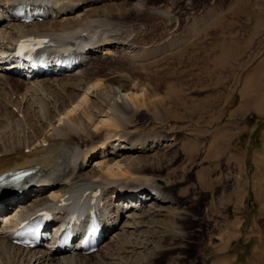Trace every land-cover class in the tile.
I'll return each instance as SVG.
<instances>
[{
    "label": "rangeland",
    "instance_id": "1",
    "mask_svg": "<svg viewBox=\"0 0 264 264\" xmlns=\"http://www.w3.org/2000/svg\"><path fill=\"white\" fill-rule=\"evenodd\" d=\"M246 1L256 13L236 9ZM80 4L77 12L69 14L81 15L94 8L95 20L88 27L96 29V37L129 36L137 49H149L142 60L136 52H132L134 56L116 52L105 57H99L101 52L90 53V59L94 55L99 59L92 60L95 65L86 73L96 69L95 74L109 84L103 107L109 106L111 97L126 96L122 89L127 81L140 86L139 93H144L149 105L132 111L126 117L130 123L121 131L155 141L146 151H126L127 155L118 158L130 154L150 158L149 176L162 178L175 198L165 211L164 224L149 228L150 240L157 245L155 253H135L132 260L146 264H264V104L254 106V96L246 101L242 96L243 86L255 71L264 82V1L101 0ZM233 41L238 48L231 61L228 51ZM120 44H112L115 51L130 49ZM87 64H77L67 72L86 71ZM65 72L37 78L19 75L16 78L22 81L8 83L1 91L0 130L5 129L8 140L27 139L41 118L47 119L48 108L65 96L64 86L53 83ZM43 77L49 82L36 84ZM90 97L95 100L92 94ZM112 144L122 143L113 138ZM93 154L85 172H91L104 153ZM24 184L27 182L19 187ZM124 213L120 225L110 229L104 239L128 221ZM119 261L120 256L115 263Z\"/></svg>",
    "mask_w": 264,
    "mask_h": 264
},
{
    "label": "bare ground",
    "instance_id": "2",
    "mask_svg": "<svg viewBox=\"0 0 264 264\" xmlns=\"http://www.w3.org/2000/svg\"><path fill=\"white\" fill-rule=\"evenodd\" d=\"M25 1H28L32 9L44 10L47 17L30 22L16 17L12 8ZM80 1L86 2L87 5V3L94 4L101 0H0V17L2 18L0 31L3 33L2 37L0 35V48L2 50L10 52L17 39L26 33H41L50 35L56 42L70 44L75 57L78 58L77 62L88 61L86 71L78 70L74 73L67 72V74L65 72V76L53 80L55 85H59L58 87L64 86L65 96L61 95L59 100L56 98L58 101L51 107H47L48 121L41 118V123L30 136H26L27 139L22 138L21 141L19 139L21 137H17L19 140L16 142L12 139L8 140L5 129L0 130V173L25 166L32 168V173L21 183L0 189L1 198L13 202L11 209L4 212L5 222H0V264H116L118 256H120L118 264H146L147 261L138 263L130 256L145 251L149 255V250L152 255L155 253L153 250L157 248V245L150 240L149 228L152 225H161L166 215L165 211H168L175 203L174 196L169 193L168 184L162 183L163 179L160 177L149 176L150 158L140 155L132 156V154L126 156L125 153L126 151H146L155 141H149L148 137L140 134L130 135L121 131L130 123L127 122L126 117L132 111L149 105V100L143 97L144 93H139L140 86L137 87L133 80L132 83L127 81L126 85L122 86L126 96L111 97L109 106L103 107L102 99H108L105 91L109 84L105 83V79L100 75L95 74L96 69L92 74L90 72L86 74L87 69L95 65L92 61L94 58L99 59L116 52L123 55L136 52L142 56H137L138 59L142 60L148 57L146 56L148 53H144L149 52V49L145 51L144 48L145 52L143 49H137L133 41L127 39L129 36L96 37V29L85 34L84 31L88 29L89 23L95 20L92 17L94 8H90L81 15L69 14L81 6ZM246 2L238 4L236 9L239 11L246 9L249 14L256 13L257 11L250 8V5H246L248 4ZM257 14L259 16V12ZM94 34L95 37H93ZM114 42H120V45L124 44L130 49L125 47L127 49L125 51H115L112 45ZM237 48V42L233 41L228 51L231 61L236 57ZM93 52H101V55H94L93 59H90V53ZM0 68L3 69L0 70L1 108L3 106L1 91H4L8 83L17 84L20 79V77L17 79V76L21 74L10 72L4 65ZM58 71L50 68L36 73L38 76L35 78ZM254 74L243 86L242 96L245 101L248 96H254L253 105L261 106L264 104L262 93L264 82L261 74ZM123 77L126 78V75ZM46 79L44 77L36 79L38 80L36 84L43 86L49 82ZM73 90L80 92L75 94ZM91 94L95 100L91 99ZM27 103L29 107L33 105L30 101ZM56 121H60L61 124L56 125ZM113 138L121 141L122 144L110 145ZM98 150L104 154L97 158L91 172H85L88 158L93 153L96 154ZM123 153L126 154L125 157L118 158ZM109 154L113 155L109 156ZM107 155L109 157H106ZM23 182H27V185L19 187ZM47 191H50V194ZM41 192L49 195H42ZM25 198H29L27 201L30 203H26ZM89 198H92L93 204L101 212L104 235L110 229L120 225L124 212V215L128 216V221L123 224L121 230L111 231L114 234L108 235L106 239L103 238L96 250L84 253L80 249L58 246L55 239L35 247H25L15 242V226L21 217L30 216L43 207H50L57 216L69 209L83 215ZM147 198L150 200L145 203ZM47 227L50 225L48 224ZM148 229L149 232L146 231Z\"/></svg>",
    "mask_w": 264,
    "mask_h": 264
},
{
    "label": "water",
    "instance_id": "3",
    "mask_svg": "<svg viewBox=\"0 0 264 264\" xmlns=\"http://www.w3.org/2000/svg\"><path fill=\"white\" fill-rule=\"evenodd\" d=\"M162 182H163V180H162Z\"/></svg>",
    "mask_w": 264,
    "mask_h": 264
}]
</instances>
